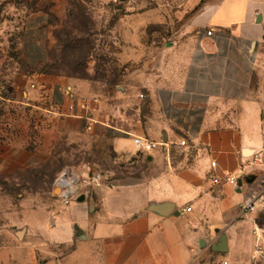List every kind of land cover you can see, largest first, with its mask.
Wrapping results in <instances>:
<instances>
[{
	"label": "crops",
	"instance_id": "1",
	"mask_svg": "<svg viewBox=\"0 0 264 264\" xmlns=\"http://www.w3.org/2000/svg\"><path fill=\"white\" fill-rule=\"evenodd\" d=\"M162 22L153 66L114 83L46 72L47 15L32 17L23 56L34 89L18 131L8 116L0 126V178L20 188L18 209L0 216V264H264V210L241 212L253 177L212 181L264 159V84L252 91L264 0H185ZM135 137L162 145L142 153ZM65 143L86 154L71 169L104 174L69 205L60 175L33 185ZM165 205L170 214L155 211Z\"/></svg>",
	"mask_w": 264,
	"mask_h": 264
},
{
	"label": "rangeland",
	"instance_id": "2",
	"mask_svg": "<svg viewBox=\"0 0 264 264\" xmlns=\"http://www.w3.org/2000/svg\"><path fill=\"white\" fill-rule=\"evenodd\" d=\"M185 0H0V126L10 119L11 129L21 124L26 86L34 89L28 77L32 69L24 61V42L30 20L47 15L44 26L51 74L114 83L141 80L153 66L165 45V10L177 9ZM20 79L25 86L15 87ZM264 84V60L258 69L252 91ZM29 107H27V110ZM31 109V108H30ZM9 128V127H8ZM67 143L57 158L37 171L41 180L34 186L53 182L66 169L78 167V157ZM88 156V155H87ZM86 156V158H88ZM34 174L26 175L32 178ZM21 177V176H20ZM4 179V178H3ZM0 178V216L17 210L20 188L14 179ZM16 179V178H15Z\"/></svg>",
	"mask_w": 264,
	"mask_h": 264
},
{
	"label": "built area",
	"instance_id": "3",
	"mask_svg": "<svg viewBox=\"0 0 264 264\" xmlns=\"http://www.w3.org/2000/svg\"><path fill=\"white\" fill-rule=\"evenodd\" d=\"M213 31L208 32V36H212ZM144 97L143 95L141 96ZM85 109L86 106L82 105ZM94 124L95 122L92 121ZM92 126L88 127L91 130ZM134 142L142 153H149L158 149L162 144L156 141H152L144 137H135ZM182 146L186 145V142L181 143ZM249 166L253 168L252 173L249 175L245 173V169H242V173L238 175H228L223 179L214 177L212 179L215 185H221L223 183H238L241 178L253 177L257 184L256 190L252 192L250 197L241 205V212L248 214L255 212L259 209L264 210V159L259 155L249 163ZM104 180V174L96 171L95 173H88L82 170L66 169L64 170L58 179L56 180V187L61 191L64 205H69L72 200H77L81 196L88 195L89 187L91 185L101 186ZM191 208H187V212H191ZM224 264H228L225 262Z\"/></svg>",
	"mask_w": 264,
	"mask_h": 264
},
{
	"label": "water",
	"instance_id": "4",
	"mask_svg": "<svg viewBox=\"0 0 264 264\" xmlns=\"http://www.w3.org/2000/svg\"><path fill=\"white\" fill-rule=\"evenodd\" d=\"M60 189L58 188V187H56V192L58 193V191H59ZM80 201H83L84 200V197H81L80 199H79ZM172 206L171 205H165V206H159V207H156L155 208V211H157V212H159V213H161V214H163V215H168V214H170L171 213V211H172ZM22 235V233L20 234V236Z\"/></svg>",
	"mask_w": 264,
	"mask_h": 264
}]
</instances>
